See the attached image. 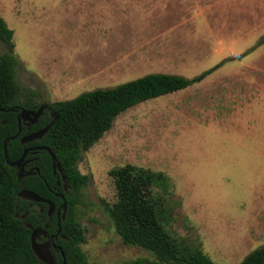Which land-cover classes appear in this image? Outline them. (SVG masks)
<instances>
[{"label": "rangeland", "instance_id": "obj_1", "mask_svg": "<svg viewBox=\"0 0 264 264\" xmlns=\"http://www.w3.org/2000/svg\"><path fill=\"white\" fill-rule=\"evenodd\" d=\"M0 16L13 30L16 81L49 104L219 64L129 107L81 153L89 179L75 213L88 262L175 264L115 229L109 172L126 164L163 173L152 190L164 227L218 264L264 244V0H0Z\"/></svg>", "mask_w": 264, "mask_h": 264}, {"label": "trees", "instance_id": "obj_2", "mask_svg": "<svg viewBox=\"0 0 264 264\" xmlns=\"http://www.w3.org/2000/svg\"><path fill=\"white\" fill-rule=\"evenodd\" d=\"M12 37L13 30L0 16V40L8 46L7 52L0 53V107L6 108L16 103L19 94H26L29 101L28 104L22 102V105L35 107L30 103L39 97V93L22 86L15 79L18 61L13 54ZM218 66L192 78L173 73H149L114 87L97 88L51 104L56 113L54 122L42 140L35 142L50 148L66 176L68 211L61 222V229L67 239H61L59 244L68 261L91 264L80 247L85 234L75 213L81 189L89 179L77 168L81 153L89 149L112 126L115 117L129 107L184 89L202 80ZM1 118L7 119L8 123H0V264H42L31 247V228L28 226L36 224L33 220L36 215L27 210L31 201L19 197L18 192L25 187L41 196H52L41 177L35 175L19 180L15 167L7 163L3 142L16 133V120L12 112H0ZM22 147L18 137L10 139L6 145L8 159H17ZM41 156L40 170L51 186L50 156L46 151ZM109 173L114 179L117 198L106 209L125 244L142 246L159 260L175 264H218L199 248L173 237L164 227L159 202L152 190L155 183L164 178L162 172L126 164L111 169ZM54 228L55 219L51 221L48 231ZM234 264H264V244Z\"/></svg>", "mask_w": 264, "mask_h": 264}, {"label": "flooded vegetation", "instance_id": "obj_3", "mask_svg": "<svg viewBox=\"0 0 264 264\" xmlns=\"http://www.w3.org/2000/svg\"><path fill=\"white\" fill-rule=\"evenodd\" d=\"M27 99L28 98L26 94H19L16 103L6 108L0 107V112L14 113L16 120V129H17L15 134H17L16 137H18L19 142H20V138L24 135L42 129L48 125H50L51 127L56 117L55 110L53 109L51 104L43 101L40 102L36 99L35 101H32V103H30L31 106L35 105V107H27L21 104L22 102L28 104L29 101ZM40 107H42L41 113L37 118H35L33 113L28 114L26 117L20 116V112L22 111V109H26L29 111H36ZM0 123L6 124L8 123V120L5 118H1ZM47 131L42 135L41 138L33 139L26 143L20 142L23 145V147H22V153L18 158L22 156L25 149H26V153L22 160L21 166L19 167L14 166L15 172L16 175L17 174L21 175V179L28 176L38 175L39 177L42 178V180H44L45 186L47 187L49 194L52 196V197H46L40 195L44 199L53 202L54 207L51 211V214H48V208H49L48 203L32 201V199H28V198H22L24 200L31 201V203L27 205V210L31 211L36 215V217L33 218L36 224L30 225L31 230L35 227L41 228L38 229V231L36 232L35 241L43 257L42 264H77L76 262L68 261L66 259L64 250L59 244V241L61 239H67V236L62 232L61 229V222L65 220L68 211V202L66 195L69 194V188L67 185L66 176L64 174L63 169L56 161V157H55V162L58 164V166L53 167V158L51 155L52 151L51 150L49 151L47 148H45L47 147L46 145L35 142L42 140V138L47 133ZM43 151H46L50 156V170H51V179H52L51 186L43 178V175L40 170V165H42L41 155ZM22 188L25 187H21V189ZM64 202H66V212H65V216L63 217ZM54 219H55V228L49 232L48 229L50 228L51 221Z\"/></svg>", "mask_w": 264, "mask_h": 264}, {"label": "water", "instance_id": "obj_4", "mask_svg": "<svg viewBox=\"0 0 264 264\" xmlns=\"http://www.w3.org/2000/svg\"><path fill=\"white\" fill-rule=\"evenodd\" d=\"M41 109L42 107L38 108L36 111H29V110H26V109H22V111L20 112V116H23V117H26L28 114L30 113H33L35 118H37L39 116V114L41 113ZM50 125L42 128V129H39L37 131H34L32 133H29L27 135H24L20 138V142L21 143H26V142H29L33 139H37V138H41L42 135L49 129ZM17 134H14L8 138H6L3 142V150H4V156H5V159L7 161V163L11 166H16V167H19L21 166L22 164V160L25 156V153H26V149L24 150L22 156L16 160H13V161H10L8 159V154H7V149H6V145H7V142L16 137ZM47 148L49 151L50 149L48 147H45ZM52 155V158H53V167H56L58 166V164L55 162V156L53 153H51ZM17 177L18 179L20 180L21 179V175L17 174ZM18 196L21 197V198H28V199H32V201H37V202H46L49 204V208H48V214H51V211L54 207V204L52 201L50 200H46L44 199L43 197H41L40 195H38L37 193L31 191V190H28V189H25V188H22L19 190L18 192ZM63 207H64V212H63V217L65 216V212H66V202L63 203ZM30 227V225H28ZM38 229H41L39 227H35L31 230V247L34 251V253L37 255V257L42 261L43 260V257L40 253V250L38 248V245L35 241V235H36V232L38 231ZM60 229V228H59Z\"/></svg>", "mask_w": 264, "mask_h": 264}]
</instances>
